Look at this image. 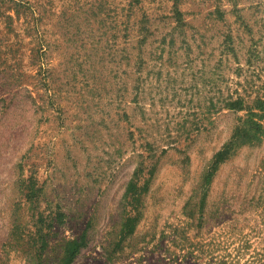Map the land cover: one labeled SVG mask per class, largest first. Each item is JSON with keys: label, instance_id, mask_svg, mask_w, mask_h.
Returning a JSON list of instances; mask_svg holds the SVG:
<instances>
[{"label": "rangeland", "instance_id": "obj_1", "mask_svg": "<svg viewBox=\"0 0 264 264\" xmlns=\"http://www.w3.org/2000/svg\"><path fill=\"white\" fill-rule=\"evenodd\" d=\"M263 99L264 0H0V264L264 257Z\"/></svg>", "mask_w": 264, "mask_h": 264}, {"label": "trees", "instance_id": "obj_2", "mask_svg": "<svg viewBox=\"0 0 264 264\" xmlns=\"http://www.w3.org/2000/svg\"><path fill=\"white\" fill-rule=\"evenodd\" d=\"M260 103L262 104L261 108H264V99L261 100ZM239 109H241V108H239ZM253 114H255V113L253 112ZM246 123L248 126L242 127L240 129V131L243 132V135H256L259 130L260 131L264 130L263 124L260 121L254 119L252 117L247 119ZM252 132H254V133H252ZM232 146H233V144H232V142H230L226 146H224L221 150H219L215 155V162L217 163V162L223 160L228 155L229 150ZM83 244H84L83 239L81 241L74 240V241L70 242V244H69V257H68L65 264H70L74 260L75 256L77 255V253L79 252V250ZM226 256H230V255H226ZM226 260L227 259L225 257H223V259L220 260L217 264H226V262H225ZM231 264H236L234 262V259H232ZM246 264H264V257L259 256V258H258L256 255H254L253 258L251 260H249L248 263H246Z\"/></svg>", "mask_w": 264, "mask_h": 264}]
</instances>
